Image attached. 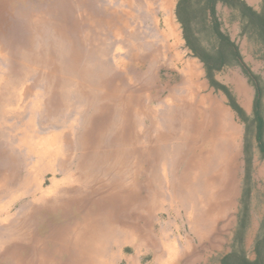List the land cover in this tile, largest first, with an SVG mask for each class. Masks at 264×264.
I'll list each match as a JSON object with an SVG mask.
<instances>
[{
    "label": "rangeland",
    "instance_id": "rangeland-1",
    "mask_svg": "<svg viewBox=\"0 0 264 264\" xmlns=\"http://www.w3.org/2000/svg\"><path fill=\"white\" fill-rule=\"evenodd\" d=\"M142 1L0 0V264H50L52 260L76 264L67 255L53 258L47 254L51 245L46 236L51 230L73 225L72 211L61 215L62 205L76 185L87 187L80 183L87 168H100L107 182L109 220L107 224L100 221L93 238L83 246L91 264H107V260L120 264V252H131L127 245L143 241L140 235L128 237L113 245L114 259L107 258L109 235L118 236L125 223L135 228L137 215L138 228L150 229L154 240L173 237L172 225H178V232L191 244H201L209 264H222L227 257L248 261L258 257L264 264V36L239 10L217 4L214 16L219 31L234 43L240 59L229 57L232 65L208 75L186 47L172 16L180 38L177 52L183 61L189 59L199 66V82L221 100L238 130L234 164L227 170L222 165L218 168L210 151V146L219 145L211 137L217 122L203 102L205 88L190 96L187 75L177 74L170 52L148 69V61L157 59L151 57L149 43H165L161 38L164 15L155 6L154 21L145 20L139 11ZM241 1L264 14V0ZM119 7L127 13V17L121 13L122 25L112 22ZM193 25L201 51L215 54L211 23L194 21ZM236 83L245 94L239 93ZM165 84H170L169 89ZM139 103L148 106L149 112L137 123ZM255 110L262 121L259 136ZM168 124L172 125L169 143H143L153 149L152 162L125 150L129 142H123V136L137 137L138 147L135 142L133 150L139 154L144 136L140 133L152 125L165 135ZM189 131L198 135L194 147L204 170L193 176V183L181 180L191 153L176 141ZM91 134L99 135L106 151L107 174L97 156L88 161L89 154L81 156L82 146H90L84 138ZM111 156L115 159L109 160ZM217 170L225 177L224 198L221 181L214 177ZM34 191L49 196L40 198ZM193 204L215 208L219 218L221 208L229 210L202 238L197 232L205 234L206 223L214 215L204 213L199 226H193L192 219L197 221V214L189 209Z\"/></svg>",
    "mask_w": 264,
    "mask_h": 264
},
{
    "label": "bare ground",
    "instance_id": "bare-ground-1",
    "mask_svg": "<svg viewBox=\"0 0 264 264\" xmlns=\"http://www.w3.org/2000/svg\"><path fill=\"white\" fill-rule=\"evenodd\" d=\"M167 1L170 4L172 2V0H162V3H166ZM120 4L124 5L125 2L120 1ZM168 7H170V6L168 5ZM142 9H144V8H142ZM121 13H122V15H126V17H127V13H125L121 7L117 8V11H115L112 14V17L114 18L112 20V22L114 24L121 23V25H122ZM172 16L173 15H172L171 7H170L166 22H167L170 30L174 31L175 26L173 24ZM109 21H110L109 23H111V18ZM117 26L118 25H116V27ZM13 61H15V59ZM200 74H201V71L199 69V66L197 64H195L194 62H192L191 66L187 72V77H186V79L188 80V82L192 86V89L190 91V96H193L195 91H197L201 87L200 83H199ZM10 77H13V76H10ZM236 89L239 91V93L245 94L243 88L241 87V85L239 83H236ZM124 100H126V98H124L123 101ZM203 101H206L209 103V101H207V99H205V100L203 99ZM201 103L203 104L202 101H201ZM138 105H139V108L141 109V112L139 114V118H137V123H138V121H140L139 119H140V117H142L143 114H146L149 112L148 106H147V108H145V107L143 108V106H144L143 103H139ZM217 106H218V108L212 110V112L215 113L217 128L215 129V132H213L211 134V137L214 140V141L213 140L212 141L213 142L216 141L217 143H219V145L217 144V145H215V147L210 146V151H211V155L213 154L212 156H214L216 159L215 165L218 168H220L222 165V167H224V169L227 170L228 165L232 166L234 164V158H235L234 153H235V148H236L235 147V141L237 138V129L235 127L231 126V124L229 123V118H228L227 112H225V110L219 108V105H217ZM188 110L190 112V108ZM167 126L168 127H166V128L168 129V132H166L165 135H163V133L159 129L154 128L152 125H150V128H148L144 132H141L140 134L142 135L144 133V136H143V140L141 141V148L142 149L139 152V154H138V152L135 153L133 150V144L135 142H136V146L138 147L137 137L135 135L133 136V134H130V137H128L126 139V137L123 136L122 137V139H124L123 142H129L128 146L126 147L127 149H125V150H128L127 153L129 152L130 154H134V155L136 154L137 159L139 158V159H143V160L152 162L153 161V157H152L153 149L152 148H145L143 146V143L146 142L147 144H151V145H153L154 142L156 144H157V142L169 143L168 141L170 140V135H171V133H169V130H170L169 127L171 128L172 125L170 126V124H168ZM187 126H188V128H192V127H190V126H192V122L190 123V125L188 124ZM170 132H172V130ZM172 135H174V134H172ZM173 138H174V136H172V139ZM84 139H85V141H90V146L89 147L86 145L82 146L81 156L84 154H85V156H87V154H89L88 156H90V157L86 159L87 161L90 160L93 156H97L98 159H100L104 164L103 173L107 174V154H106V151L99 144V142H100L99 141V135L98 134H96V135L91 134V136L86 135V137ZM144 139H146V141ZM198 139H199L198 135L196 134L195 131L194 132L189 131V134L182 133L181 135H179L176 138V141H180L182 143L184 149L185 150L189 149L190 153H191V156L189 157L190 159L186 162L185 169L183 170V175L181 177V180L183 182H186V181H187V183L189 181L192 182L193 176H195L196 174L198 176L199 174H201L204 171L202 168L203 165H201L202 160L199 159L197 152H195L197 148L194 147V146H196L195 143L197 142ZM208 141L211 142V140H208ZM218 146H219V148L217 150L216 147H218ZM139 147H140V143H139ZM84 149H86V151ZM148 149L151 150V153ZM155 150H157V148ZM179 152L181 153L179 155V157H180V159H182V157H183L182 151H179ZM144 153L146 154V157L144 156ZM199 154H201V153H199ZM151 157H152V159H150ZM109 158H110L109 160L115 159V158H112V156ZM86 167H87V165L84 168H86ZM97 171L98 170L96 168H91V169L87 168V169L83 170V172L81 173V180H80L81 182L80 183H81V186H87V187L82 189L80 186L76 185V187H74L71 191L72 192L71 196L63 201L62 208H64V209L61 210V215H65L68 212L72 211L71 222L73 223V225L69 229L64 227V228H58V229L51 230L50 233L46 236V238H47L46 243L48 245L49 244L51 245V249L47 252V254H50L53 258H57V257L63 256V255H65V256L67 255L68 257H71L72 259H74L76 261L75 262L76 264H91L90 259L86 256L87 251L84 250L83 246L86 244L85 242H88L89 239L92 237V234H93V232H95L96 226L100 221L106 222V224L109 221V220L107 221V218H108L107 217V182H105L102 179L100 168H99V171L98 172ZM221 172L222 171L217 170V172H215V175L214 174L213 175H214L215 179H217L216 181H218V180L221 181L222 185L220 186L219 189H221V191H222V190H225L224 184L226 183V181H225V177H223ZM189 175H191V177ZM228 177H226V179H228ZM206 182H208V181H206ZM206 182H205V184L208 186V184ZM52 185L57 186L55 183H52ZM218 191H220V190H218ZM64 193H68V191L64 190ZM39 194H40V196H39L40 198H42V197L45 198V197L49 196V194H47V192L44 193L43 191H39ZM120 196H122V195H120ZM117 201H119L118 198H117ZM121 201H124V200H120V202ZM112 203H113V201H112ZM113 205L114 204H112V206ZM125 206H126V204H125ZM223 206H225V204ZM66 207H69V208H66ZM114 209H113V211H114ZM128 209H129V206H128ZM147 213H149V212H147ZM112 216H113V214H112ZM137 217H138V215H137ZM141 219H142V217H141ZM120 223H122V222H120ZM143 234H144V232H143ZM38 254L39 253H36V254H34V256H38ZM52 261L50 264H55ZM17 264H31V263L30 262H25V263L17 262ZM40 264H42V263H40Z\"/></svg>",
    "mask_w": 264,
    "mask_h": 264
},
{
    "label": "crops",
    "instance_id": "crops-1",
    "mask_svg": "<svg viewBox=\"0 0 264 264\" xmlns=\"http://www.w3.org/2000/svg\"><path fill=\"white\" fill-rule=\"evenodd\" d=\"M174 2L175 0H172L170 4L168 3V1L166 3H162V0H143L142 1L143 7L139 6V8H141L139 9V11L141 10L143 11L142 16L145 17V20L154 21V12H155L154 10L156 8L155 6H157V9L161 11L164 15V18H163L164 30L161 34V38L165 41V43H162L161 41L159 46L155 42L149 43L151 47L150 55L151 57H157V59L152 58L151 60L148 61V69L153 68L154 64H156L159 60L158 57L163 56L164 58L165 54L167 52H170L173 57L172 58L173 64L172 63L171 64L175 67L177 74L183 73L187 75V72L191 66L192 60L188 59V60L183 61V59L181 58V55L179 54V52H177V49L179 48V45H180V38L177 32V25L174 21L173 22L175 26L174 31H171L166 22L170 7L173 13ZM168 5L170 7H168ZM173 17H174V14H173ZM105 33L107 34V31ZM165 85L169 89L170 84H165ZM200 86H201L199 88L200 90L201 88H205L206 90V94L204 95L203 99L204 100L207 99V101H209L210 103L209 104L208 102L203 101L204 104H207L206 108H209L210 110H214L218 108L217 105H219V108L223 109L221 106V100L216 95H214L212 92H208L207 86L205 84L200 83ZM191 89H192V86L188 82L187 91L190 92ZM228 118H229V123H230V117L228 116ZM209 139H211V137ZM237 140H238V130H237L236 143H237ZM34 192L35 193H33V195L39 194V191H34ZM193 194L196 195V193H193ZM169 196L170 195L168 194V197ZM221 197L224 198L222 191H221ZM174 198L175 196L170 197V199L176 201V198L175 199ZM229 201H231V199ZM184 208H187V207H184ZM189 209L193 212V214H197V217H195L197 221L194 222L193 219L191 221L193 226H199V222L203 221V216L201 215H203L204 213L214 215V217H212V219L209 218V222L206 223L208 224V228H206L205 234L203 232L201 233L200 231L197 232V234L200 237L204 238L207 231L211 229V227L217 223V220L224 217L228 213L229 207H227L225 211H223V208H221V211L219 213L221 215L220 218L216 216L217 212L215 211V208L212 209L211 207H208V206H197L196 204H193L191 207H189ZM151 213L154 214V211ZM136 219L140 220V218L137 216L134 219V221ZM121 226L122 227H120L118 230V234H119L118 236L109 235V238H107V258H109L110 261L114 259L111 254L113 245L116 246L117 244L122 243V241L124 242L125 240H127L128 237H136L140 235L143 237V241L141 243H136L135 245L134 244L127 245L133 249L131 252L130 251H128L127 253L123 251L120 252V256H119L120 264H209L207 255H205L202 252V249L200 248L201 244H198V245L191 244L188 237L181 235V233L178 232L179 230H181L180 227H178V225H175V224L172 225L174 227V228L172 227V230H175V232L172 233L173 237H169L170 235H168V237H165L162 239L157 237V239L155 240L152 239L153 235L151 234L150 229L148 232H145L141 230L140 228H138V222L135 223V228L128 226L127 223H125L124 227L123 225ZM148 254H150V258H148L149 256ZM107 264H110L108 260H107ZM217 264H221V263L218 262Z\"/></svg>",
    "mask_w": 264,
    "mask_h": 264
},
{
    "label": "trees",
    "instance_id": "trees-1",
    "mask_svg": "<svg viewBox=\"0 0 264 264\" xmlns=\"http://www.w3.org/2000/svg\"><path fill=\"white\" fill-rule=\"evenodd\" d=\"M225 5L229 8H235L241 12L243 19L247 18L248 23L258 30L261 37L264 36V14L256 13L241 0H177L174 10L176 22L179 24L182 37L186 47L192 52L193 56L202 62L207 74L219 71L224 66L232 65V59H240L237 48L234 43L221 31H219L215 15V7L217 4ZM194 21L211 23L210 30L216 37V52L215 54L203 53L196 43ZM229 57L232 59L230 60ZM220 88V87H219ZM257 135L260 134L262 125L261 118L258 117V112L255 110ZM264 153V151H262ZM230 262H229V259ZM222 264H262L257 257L253 261H248L245 258L234 259L227 257Z\"/></svg>",
    "mask_w": 264,
    "mask_h": 264
}]
</instances>
